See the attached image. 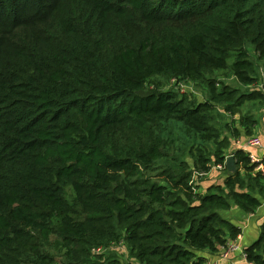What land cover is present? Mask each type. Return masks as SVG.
Instances as JSON below:
<instances>
[{
	"label": "trees",
	"instance_id": "16d2710c",
	"mask_svg": "<svg viewBox=\"0 0 264 264\" xmlns=\"http://www.w3.org/2000/svg\"><path fill=\"white\" fill-rule=\"evenodd\" d=\"M246 45L264 66V0H0V264H53L50 237L69 264L120 242L139 264H204L199 253L234 241L218 212L253 214L264 175L236 149L221 184L192 178L209 156L226 172L214 105L257 100L217 89L226 69L257 81ZM153 76L202 83L209 99L140 94ZM241 124L251 135L256 122ZM173 126L195 140L192 172L168 153ZM243 252L264 264V218Z\"/></svg>",
	"mask_w": 264,
	"mask_h": 264
},
{
	"label": "rangeland",
	"instance_id": "374dc122",
	"mask_svg": "<svg viewBox=\"0 0 264 264\" xmlns=\"http://www.w3.org/2000/svg\"><path fill=\"white\" fill-rule=\"evenodd\" d=\"M248 58L256 64V78L257 81L252 85H242L240 84L233 73L226 69L222 72H217L215 78L217 79L218 87L220 89L221 85H227L231 89H237L239 93L253 94L257 97V100L245 101L239 107H233L232 112H227L225 110L226 104H216L214 105L213 111L210 114V125L216 129L219 133V139L225 140L228 147L223 150L225 159L228 155H231L235 149L239 139L242 138L240 132L241 128V118L250 115L252 119L257 117L258 110L264 107V95L262 91L264 90V66L261 61L257 59L256 54L253 52L252 48L248 45L244 47ZM232 60L229 61V65ZM186 89L184 94L191 95L196 101L204 102L209 99L208 89L202 83H185ZM158 86V87H157ZM158 88L160 91L174 90L179 92L175 86H172L168 79H163L161 76H153L140 91V94H147L152 91H156ZM181 93V92H179ZM261 94V96H260ZM230 106V103H227ZM242 127V126H241ZM243 128V127H242ZM171 134L166 136L168 141H173L168 147V153L170 156H177L180 161L186 164L187 171L192 172L193 168V158L189 154V148L191 144L195 143L194 139H188L187 136L181 132L175 126L170 127ZM244 131V130H243ZM207 150L205 153H211V155L216 150L215 145L211 142L207 144ZM211 159L210 170L204 177L193 176V184L201 188L202 183L205 182H219L222 183L226 176L225 171L215 170L214 166L215 160L213 156H209ZM229 157V156H228ZM167 162L166 160L163 163ZM202 191V190H201ZM81 213L78 212L74 215L75 223H78L81 219ZM38 231L41 229L36 228ZM50 247H48V253L53 257V264H69L67 257L64 255V251L58 248L55 244L56 238L50 237ZM99 252H93L95 258L91 259L92 264H109L114 261L117 264H139L131 256L124 245L123 242L112 244L109 246L98 247ZM96 249V248H95Z\"/></svg>",
	"mask_w": 264,
	"mask_h": 264
},
{
	"label": "crops",
	"instance_id": "0c3cea01",
	"mask_svg": "<svg viewBox=\"0 0 264 264\" xmlns=\"http://www.w3.org/2000/svg\"><path fill=\"white\" fill-rule=\"evenodd\" d=\"M250 116V115H248ZM256 124L253 126L251 130V135H246L241 128L240 132L242 134V138L239 139L236 147L240 149V145H244L246 141L251 137H256L260 139L262 142V148L251 149L250 153L257 157L264 156V107L258 110L257 117L253 118ZM236 150V149H235ZM231 156V155H228ZM227 156V157H228ZM207 175V174H206ZM221 184L219 182H205L201 185V190H205L210 185ZM219 216L230 222L232 225L237 227L240 230V235L238 239L235 240L237 244H239L242 251L249 247L252 243L256 241L260 233V226L262 224V220L264 218V202L262 205L253 213V214H244L242 213L232 202H230V207L227 210H222L218 212ZM232 242V241H230ZM234 242V241H233ZM221 253V249H218L216 253H209L208 251H204L199 253L201 257L205 259V261H215L216 257H218ZM220 264H246L243 259V255L241 252H231L228 254L225 260H223Z\"/></svg>",
	"mask_w": 264,
	"mask_h": 264
},
{
	"label": "built area",
	"instance_id": "2783aa9c",
	"mask_svg": "<svg viewBox=\"0 0 264 264\" xmlns=\"http://www.w3.org/2000/svg\"><path fill=\"white\" fill-rule=\"evenodd\" d=\"M170 84L172 86H175L179 92L184 93L185 89H186V84L185 83H178L175 79H171L170 80ZM263 95H264V90L262 91ZM240 150H242L249 158V164L251 166H253V171L255 173H260L262 175H264V156L263 157H257L254 156L250 153L251 149H258V148H262V142L260 141V139L256 138V137H251L249 138L246 143L244 145H240L239 146ZM215 170H220L223 171V166L221 165H216L214 166ZM196 176V174H194ZM198 176L200 177H204L206 176V174H198ZM193 181V180H192ZM238 239V237L236 238ZM235 239V240H236ZM232 241V242H228L226 244V246L221 249V253L218 257H216L215 261H205L204 264H220L223 260L226 259V257L228 256L229 253L231 252H241L243 255V259L244 262L247 264L246 262V255L244 254V252L242 251V249L240 248L239 244H237L236 242ZM237 241V240H236ZM100 249H93V252H99Z\"/></svg>",
	"mask_w": 264,
	"mask_h": 264
},
{
	"label": "water",
	"instance_id": "95a60500",
	"mask_svg": "<svg viewBox=\"0 0 264 264\" xmlns=\"http://www.w3.org/2000/svg\"><path fill=\"white\" fill-rule=\"evenodd\" d=\"M225 168H226V172L229 175H232L236 172V166H235V162H234V158L233 156H229L226 158L225 160Z\"/></svg>",
	"mask_w": 264,
	"mask_h": 264
}]
</instances>
